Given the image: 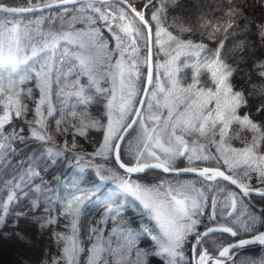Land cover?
Instances as JSON below:
<instances>
[{
	"label": "snow or ice",
	"instance_id": "1",
	"mask_svg": "<svg viewBox=\"0 0 264 264\" xmlns=\"http://www.w3.org/2000/svg\"><path fill=\"white\" fill-rule=\"evenodd\" d=\"M176 3L177 0H147L137 10L129 0H36V3L29 0L27 6L20 7L0 0L2 13L35 14L51 10L47 16L40 15L29 23L0 17V159L17 151L13 146L17 141L26 140L40 142L50 155L61 156L71 149L67 141L63 149L57 146L54 136L63 135L68 126L81 136H86L89 129L102 130L103 141L90 155L111 156L123 172L92 162L81 165L79 162L84 157L78 153L77 165L82 169L93 168L101 184L111 183L114 195L130 198L144 221L134 229L119 208H106L100 220L87 226L82 237L83 210L97 195L98 186L76 187L60 201L58 216L52 214L55 209L50 205L44 208L42 217H34L40 229L54 227L61 217L66 221L64 231L52 233L58 254L42 258L40 264H80L85 243L88 244L86 264H149V256L162 257L165 264H178V258L184 259L183 246L193 232L197 245L201 246L210 233H229L232 237L240 232L248 234V238L238 239L236 243L218 246L215 255L202 247L195 264H226L234 249L250 245L264 247V231H260L264 228V213L257 215L244 203V198L252 192L264 196V188H254L251 183L255 175L264 184V151L261 150L264 124L254 121L247 113L240 115L248 99L232 83L238 65L228 63L222 55L225 43L236 35L228 29L239 27L236 20L247 18L242 8L232 7L226 13L229 21L222 35L220 27L212 26L206 35L201 33L198 41L181 39L163 26L168 8ZM145 9H155L148 19ZM149 20L156 26L157 54L165 57L155 65ZM45 23L47 30L43 27ZM162 34L166 35V41L161 40ZM254 35L257 46L264 47V23L256 25ZM205 39L210 43H205ZM138 41L143 42L146 51L143 57ZM253 43L241 40L233 52L238 51L243 58L244 53L254 51ZM254 68L264 80V59ZM185 69L192 73L187 84L183 83L188 78ZM205 74L208 79L202 82L200 77ZM82 78L86 84L81 83ZM29 82L36 89L35 96L33 87H24ZM251 88L264 93V83L252 84ZM53 95L58 105L53 102ZM25 97L32 101V108L24 102ZM69 101L73 102L69 104ZM92 105L101 107L100 118L91 116ZM256 110L264 112V105ZM57 114L59 118L55 119ZM14 117L27 125L28 136L21 135L24 129L17 130L18 126L6 132ZM49 118L54 119V128L49 125ZM233 124L239 131L251 133V139L245 138L241 148L231 146L230 141L239 138V131L233 132ZM133 133L135 136L127 139ZM122 144L126 145L128 163L121 159ZM179 158H185L189 166L177 168L175 162ZM197 162L216 166H192ZM152 169L163 173H193L199 180L173 183L164 179L150 184L133 178ZM38 175L30 167L20 183L5 182L7 196L0 199V227L13 214L11 208L19 199L25 178L30 181ZM231 185L238 191L229 190ZM39 207L38 201L31 202L32 209ZM205 209L209 211V220L215 221L220 216L226 223L208 227L203 233L196 231L198 217ZM14 215L18 222L28 213ZM109 221L113 226L105 237ZM15 235L21 243L28 242L23 234ZM141 237L150 238L155 250L138 247ZM243 264H264V257L248 258Z\"/></svg>",
	"mask_w": 264,
	"mask_h": 264
},
{
	"label": "trees",
	"instance_id": "2",
	"mask_svg": "<svg viewBox=\"0 0 264 264\" xmlns=\"http://www.w3.org/2000/svg\"><path fill=\"white\" fill-rule=\"evenodd\" d=\"M8 5L16 6H27L29 0H3ZM137 10H141L142 6L147 3V0H129ZM32 3H36V0H32ZM240 7L243 10L244 16L247 19L240 18L236 20V24L239 27L228 29L229 33L235 32V38L225 43V49L222 55L225 56L227 62L238 65V70L233 76V86L236 91H243L246 98L248 99V105L245 108L240 109V115L247 113L252 119L258 123L264 124V112H257V107L264 105V93H261L259 89L251 88L252 84L260 85L264 83L257 76V71L254 65L264 59V47H258V42L255 41L256 25L264 23V0H177L175 6L169 7L167 17L164 19L163 26L167 28L174 36H180L181 39H192L198 41L201 39V33L207 34L211 30L212 26L221 28V35L223 28L227 27L229 17L226 15L229 8ZM155 9H145V18L148 19L151 11ZM51 10H45L43 13L37 12L21 14V15H10L8 13L0 12V17L6 19H12L13 22L29 23V21L36 20L40 15H46ZM152 25L153 34L156 32L155 22L149 20ZM48 26L47 24L43 25ZM80 26V25H77ZM181 28H192V33L184 32L181 33ZM248 28L249 31L243 32L242 29ZM143 31V29H142ZM105 35L108 33L105 31ZM244 40L246 43L248 40L253 41L252 48L254 51L246 52L241 58L238 51L233 52L236 45ZM205 43H210L205 39ZM140 44V56L146 55L144 45L142 41H138ZM211 46V44H210ZM111 47V45H110ZM158 55L155 52V58L157 60ZM145 69L142 66L141 72L144 73ZM187 79L183 80V83H188L191 76V71L185 69ZM143 75L141 79L143 80ZM201 81H207L208 74L201 76ZM81 83L86 84L85 78L81 79ZM106 86V85H105ZM207 87H211V84H207ZM24 87H33L32 82L27 83ZM33 95H36V89L33 87ZM24 102L28 104L29 108L33 107L32 101L28 98H24ZM53 102L58 105V101L53 95ZM73 101H69L71 104ZM2 107V106H0ZM93 118H100V112L102 111L99 105H92L89 109ZM32 115L29 113L28 119H31ZM59 118V114L56 115L55 119ZM71 119V118H69ZM103 122V121H102ZM51 128H54V119L49 118L48 120ZM72 123L77 124L76 120H72ZM13 126L23 128L24 131L21 135L28 136V127L24 121L13 118L12 124L6 127V132L12 131ZM233 132L239 131L237 125L233 124ZM132 136L127 139H132ZM245 138L251 139V133L247 131H239V138H234L230 141L231 146L235 148H241L244 146ZM56 145L61 149L64 147V142H68L70 151L64 152L61 156L50 155L46 151V146L40 142L26 140L24 143L16 142L13 146L17 149L14 154H9L5 158L0 159V199L7 196V190L4 189L5 182L11 184H17L21 182V177L25 175L27 169L34 168L39 175L33 177L30 181L25 178L24 183L21 184V191L18 192L19 199L12 206L11 213L7 218L4 226L0 227V245L3 248L13 249L16 255L19 256V260L10 262L11 264H40L42 258L47 256H55L58 254L57 245L55 238L53 237V231H64V224L66 221L64 218H60L58 223L53 227L50 226L47 229H40L39 223L34 217H42L44 215V208L51 205L55 209L53 215H59L61 208L60 201L63 198L71 194L76 188H90L93 184L98 187L96 189L97 195L88 202L83 210L81 217V235L82 237L86 234L87 226L96 221L100 220L104 214L106 208H119L123 212V218L127 219L132 228L138 229L144 222L141 220L140 214L133 206L130 198H126L123 194L109 195L108 188L111 183L101 184L96 177L95 170L91 167L80 168L75 160V155L78 153L84 157L79 163L81 165L92 162L97 165H109L114 170L123 172L119 169L114 158L111 156L104 158L100 156L93 157L94 153L103 141V131H97L95 129H89L86 136L79 135L75 129L68 126V131L63 135L56 134L54 136ZM204 143L205 141H200ZM75 144L73 148L72 145ZM264 143V142H262ZM126 145L121 146V159L128 163V157L125 155ZM264 151V147L261 149ZM215 152V148H212ZM177 168H184L189 166V162L185 158H180L176 162ZM201 166L200 162L194 164ZM203 165L216 166L212 163ZM104 167V166H103ZM105 168V167H104ZM106 169V168H105ZM142 182L145 183H158L160 180L167 179L173 183L181 181L183 179H190L192 181H198L199 177L195 175H177L172 173H163L161 170L152 169L145 174H139ZM227 183V182H224ZM252 186L254 188H264V184L257 181L255 175L252 178ZM229 190L238 191L233 185L230 186ZM38 201L40 204L39 208L32 209L31 202ZM244 203L249 206L250 211H254L257 215L264 213V196L262 195H249L244 198ZM238 204V211L240 210ZM16 212L28 213L26 217L18 219L14 215ZM209 211L205 209L204 214L200 216V223L196 225V231L203 233L208 227H219L220 224L226 223V219L217 216L216 220H209ZM230 219V218H229ZM112 222L109 221L107 227H105V237L110 235V229L112 228ZM228 226H232L228 224ZM259 227V226H258ZM264 228H260L263 231ZM15 233H21L27 238V243H21ZM248 234L240 232L237 237H232L229 233L216 232L210 233L205 238L202 246L196 243V233H191L183 246L184 259L178 258V264H195V257L201 248H208L213 255L216 254L218 246H225L238 239L246 238ZM116 238L113 237V240ZM35 243L37 244L36 246ZM115 246V245H113ZM87 247L85 243V252L80 256V264H86L87 260ZM138 247L154 251L152 241L141 237ZM196 249L194 252L193 249ZM233 258L226 262V264H243L248 258H259L264 257V247L245 248L239 251H235ZM149 264H165L162 257L148 258ZM7 263V262H4ZM9 263V264H10ZM8 264V263H7Z\"/></svg>",
	"mask_w": 264,
	"mask_h": 264
},
{
	"label": "rangeland",
	"instance_id": "3",
	"mask_svg": "<svg viewBox=\"0 0 264 264\" xmlns=\"http://www.w3.org/2000/svg\"><path fill=\"white\" fill-rule=\"evenodd\" d=\"M44 27V26H43ZM77 27H80V26H77ZM47 28H48V26H45L44 27V29L45 30H47ZM168 32H170V31H168ZM161 40H167V37H166V35H161ZM153 46H154V59H155V61H154V65L156 64V62L157 61H160V62H163L164 61V59H165V57L163 56V54H157V52H158V48H157V46H156V44H155V36H154V34H153ZM155 52H156V54L158 55V57H157V60H156V58H155ZM192 74V73H191ZM153 77H154V79L156 78V71H155V69H154V74H153ZM191 77V76H190ZM201 78V77H200ZM191 82V80H189L188 81V83H190ZM187 84V83H186ZM180 159V158H179ZM106 169H113L112 167H110L109 165H107V166H105V165H103ZM192 166H195V167H201V166H205V165H201V166H196V165H192ZM206 166H210V165H206ZM114 170V169H113ZM133 178H135V177H133ZM184 181H192V180H190V179H183V180H181V182H184ZM108 194L109 195H113V189H112V185L108 188ZM201 216V215H200ZM200 216L198 217V219H200ZM37 244L35 243V245L34 246H36ZM236 252H233L232 254H231V259L233 258V256H234V254H235ZM19 256H17L16 255V253H15V251H13V249H9V248H3V246H1L0 245V264H9L10 262L12 263V262H14V261H17V260H19ZM231 259H229V260H231ZM228 260V261H229ZM4 262H7V263H4ZM10 263V264H11Z\"/></svg>",
	"mask_w": 264,
	"mask_h": 264
},
{
	"label": "water",
	"instance_id": "4",
	"mask_svg": "<svg viewBox=\"0 0 264 264\" xmlns=\"http://www.w3.org/2000/svg\"><path fill=\"white\" fill-rule=\"evenodd\" d=\"M14 7V6H13ZM153 32V31H152ZM152 63H153V65H154V46H153V41H152ZM209 167V166H208ZM172 174H177V173H172ZM177 175H195L196 176V174H193V173H180V174H177ZM235 186V185H234ZM236 187V186H235ZM237 188V187H236ZM251 194H257L256 192H252ZM264 231V230H263ZM246 238H248V237H246ZM242 239H245V238H242ZM238 240H236V241H234V242H232V243H236ZM230 244V243H229ZM228 245V244H227ZM227 245H225V246H227ZM250 246H253V245H250ZM247 247H249V246H247ZM240 249H234L233 251H232V253L233 252H235V251H239ZM231 253V254H232ZM229 259H226V262L228 261Z\"/></svg>",
	"mask_w": 264,
	"mask_h": 264
},
{
	"label": "bare ground",
	"instance_id": "5",
	"mask_svg": "<svg viewBox=\"0 0 264 264\" xmlns=\"http://www.w3.org/2000/svg\"><path fill=\"white\" fill-rule=\"evenodd\" d=\"M130 3V2H129ZM9 6H14V7H20V6H16V5H9ZM134 6V5H133ZM135 7V6H134ZM9 14V13H8ZM25 14H27V13H25ZM10 15H21V14H10ZM48 14H46L45 16H47ZM38 18V17H37ZM15 22V21H14ZM45 24H47V23H45ZM153 31V30H152ZM154 61H155V59H154ZM153 74H154V71H153ZM206 166V165H205ZM209 167H215V166H209ZM234 186V185H233ZM235 187V186H234ZM236 188V187H235ZM237 189V188H236ZM250 195H259V194H250ZM255 247H259V245H253V246H249V247H246V248H255ZM242 249H245V248H242ZM242 249H240V250H242Z\"/></svg>",
	"mask_w": 264,
	"mask_h": 264
}]
</instances>
